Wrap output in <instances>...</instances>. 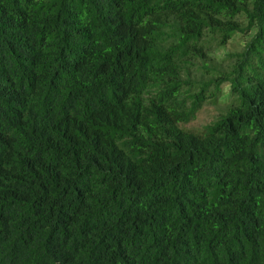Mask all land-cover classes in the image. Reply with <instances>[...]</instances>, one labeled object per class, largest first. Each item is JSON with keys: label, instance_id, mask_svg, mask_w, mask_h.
<instances>
[{"label": "trees", "instance_id": "1", "mask_svg": "<svg viewBox=\"0 0 264 264\" xmlns=\"http://www.w3.org/2000/svg\"><path fill=\"white\" fill-rule=\"evenodd\" d=\"M0 264H264V0H0Z\"/></svg>", "mask_w": 264, "mask_h": 264}, {"label": "rangeland", "instance_id": "2", "mask_svg": "<svg viewBox=\"0 0 264 264\" xmlns=\"http://www.w3.org/2000/svg\"><path fill=\"white\" fill-rule=\"evenodd\" d=\"M240 49V44L238 41L232 40L228 45H227V50L233 51V50H239ZM225 108L224 105H212V104H207L204 106V108L199 112L197 115V118L191 122L188 127H194V128H201L207 123H210L213 121L216 117V115L223 111Z\"/></svg>", "mask_w": 264, "mask_h": 264}]
</instances>
